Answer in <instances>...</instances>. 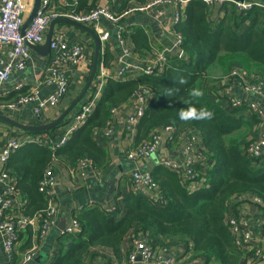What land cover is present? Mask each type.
Instances as JSON below:
<instances>
[{"label":"trees","instance_id":"obj_1","mask_svg":"<svg viewBox=\"0 0 264 264\" xmlns=\"http://www.w3.org/2000/svg\"><path fill=\"white\" fill-rule=\"evenodd\" d=\"M57 1L54 2L56 5ZM65 1L64 8L59 11L82 14L95 9L99 0ZM110 1L112 12L122 17L133 6L139 7L151 0ZM182 1L186 2L184 19L175 24L174 31L181 36L180 49L191 58L189 61L178 63L161 75H132L134 77L124 82L106 79L93 113L71 134L62 148L51 151L49 145L22 147L11 156L3 171L11 179L13 188L26 200L19 213L33 218L47 206L38 188L48 168L56 162L55 159L67 166H74L81 159L91 160L97 168L107 165L108 154L96 141L94 133L114 124L111 111L126 103L140 88L148 89L152 99L139 119L135 146L149 139L159 127L193 129L212 161L211 171L205 181L197 182L192 189L187 190L176 174L161 166L152 167L149 172L162 194L163 207L128 192L112 213L98 208L80 212L75 216L80 229L72 236H61L63 240L52 258V264H85L89 250L93 247L111 249L121 258L120 246L126 237L142 234L150 235V245L191 243L193 256L204 258L203 264H245L241 263L243 257L234 248L224 216L236 194L251 192L264 199V158L252 161L244 157L242 145L247 141L253 125L248 119L236 118L214 105L203 84L220 54L238 56L241 62L237 66L248 72L251 71L247 65L258 70L262 68L260 72H264V10L255 7L244 14L232 2L215 7L201 0ZM212 12L222 13V19L210 21ZM132 43L137 47H147L146 37L141 33L132 36ZM112 59L113 55L107 48L104 64ZM178 77H184L187 83L177 84L174 78ZM192 89L202 90L203 97L193 98L190 95ZM166 91H170L172 96L166 95ZM16 97L17 94H13L0 99V103H9ZM188 104L209 109L214 113V118L210 121L182 122L177 110ZM242 119L248 123L244 124ZM66 123L64 119L55 128L29 132L28 135H53ZM242 123L247 133L238 141L232 135L240 132ZM63 241L67 243L66 246Z\"/></svg>","mask_w":264,"mask_h":264},{"label":"built area","instance_id":"obj_2","mask_svg":"<svg viewBox=\"0 0 264 264\" xmlns=\"http://www.w3.org/2000/svg\"><path fill=\"white\" fill-rule=\"evenodd\" d=\"M173 0H151L142 6H133L122 17L135 13H144L151 7L170 3ZM182 1V0H178ZM205 4H225L232 2L235 8L246 14L253 8L258 7L264 10V6L256 5L252 2L238 0H201ZM185 2V1H183ZM65 0L57 6L53 0H41L40 9L35 13L28 28L21 33L31 9L24 0H0V87L9 80L15 72H22L26 68L27 44L39 45L44 42L49 24L54 19H67L74 23L90 27L97 35L100 46L103 47L109 41V31L101 29V21L104 19L116 26L120 39L124 36L125 30L119 26L122 17H117L110 8L96 7L93 10L82 14H73L69 11H59L64 8ZM176 20H181V14L176 13ZM176 22V23H177ZM55 29V28H54ZM176 36L175 52L172 54L167 50L152 51L148 66L139 68L133 65L123 67L111 78L117 82L127 80L129 73L135 75H161L173 68L176 64L187 62L191 58L181 51L182 38ZM49 48L52 57L48 65V74L43 79V83L53 84L55 90L50 97L43 100L37 98V88L26 89L23 81L15 87L17 97L9 103H0V111L5 108L17 109L25 105L34 103L33 111L39 115L47 106L56 105L64 96L67 87L71 82L69 69L77 67L83 70L84 75L81 82L84 84L90 72V62L84 55L83 44L69 45L61 31H53ZM102 67L103 63L101 64ZM104 73H97L92 86L91 93L86 101L82 102L75 113H71L66 118L67 123L55 134L31 135L26 139H8L0 151V162L6 165L19 149L28 145L41 147L50 146L52 151L62 148L71 134L86 121L97 105L104 89ZM220 90L214 89V85L206 92L212 103L227 113L233 114L236 118L248 119L253 125V130L248 135L249 138L242 145L243 155L246 159L256 161L264 158V80L261 77L250 74L246 69L233 65L229 71L219 78ZM242 94V95H240ZM152 99V94L146 88H140L126 103L134 108L131 115L121 123H114L101 132L111 136L118 125L122 129L124 136L121 139L124 145L123 157L133 165V169L128 173V190L136 195L156 203L163 207V197L158 190V185L154 181L149 171L141 172L136 167L137 160H148L152 156H157L164 136H167V145L184 144L183 153L185 159L182 162L164 160L159 165L176 176L186 185L187 190L194 187L197 182L205 181L206 175L211 171L212 161L208 158L206 151L199 137L193 129L179 130L174 126L156 128L149 139L135 146L136 131L140 117L143 115L147 105ZM125 103V104H126ZM114 110V109H113ZM111 111V115L112 112ZM247 136V137H248ZM58 165V159H55ZM3 166V167H4ZM65 170L70 180L71 187H79L85 178V171L91 170L95 173L99 169L89 159H81L74 166L59 165ZM4 170V169H3ZM0 171V239L7 257L6 264H16V244L19 241V234L26 226L37 227L40 237L45 236L48 231L56 226V195L55 186L58 183L54 177L55 165L48 168L44 179L40 182L38 191L43 194L47 201L46 208L28 218L19 212L26 203L11 182L6 183L8 175ZM248 203L260 210V216L251 219L241 212V205ZM115 210V209H114ZM114 210L106 211L112 213ZM76 216V215H75ZM72 217L70 223L61 232L62 236H72L80 229L79 222ZM224 223L231 235L234 248L242 255L241 263L264 264V199L251 192L236 194L229 203L224 216ZM131 244L134 248L127 255L126 264H136V259L140 256L141 264H191L190 253L192 247H188L182 257L173 260L168 256H157L149 245L148 235H132ZM34 256V249L31 248L21 254L18 264H28Z\"/></svg>","mask_w":264,"mask_h":264},{"label":"crops","instance_id":"obj_3","mask_svg":"<svg viewBox=\"0 0 264 264\" xmlns=\"http://www.w3.org/2000/svg\"><path fill=\"white\" fill-rule=\"evenodd\" d=\"M33 1L34 0H24V2L28 4L29 9H31ZM61 1L62 0L57 1V6L60 5ZM244 1L264 6V0ZM54 2L55 0H53V3ZM185 5L186 2L173 0L170 3L155 5L144 13H135L125 16L121 22H119V26L123 27L125 30L124 36L121 39L116 26L103 19L101 21V29L108 30L110 36L108 39L109 42L103 47H101L103 44L100 46L98 59L99 64L97 65L96 74L104 73L103 78L105 80L112 79V75L117 74L127 65L146 68L152 51H161L165 49L173 54L175 52L176 45V33L174 31V26L177 22L176 13L181 14V20L179 22H182L184 19ZM207 5H216L215 7H217V5L221 6V4L217 3ZM96 6L103 8L106 7L112 10L110 0H99ZM222 17V13L212 12L210 21H219ZM54 30L61 31L69 45L83 44L84 55L90 62L91 68L94 54V43L90 35L75 26L66 24L56 25ZM138 33H141L146 37L147 47H137L132 43V36H135ZM44 43L45 40L39 45H43ZM107 48L109 52L112 53L113 59L108 64H104L105 50ZM27 55L28 57L26 60L25 70L13 73L9 80L0 87V99L17 94L15 92V87L21 81H23L26 89L36 87L38 93L37 98L40 100L50 97L53 94L55 86L53 84L42 82L48 74L47 69L52 57L51 50L49 53L41 55L28 47ZM102 63L105 67L101 66ZM69 74L71 82L68 85L64 96H62L56 105L45 107L39 115H36L33 111L35 106L34 103L17 109L5 108L0 111V114L21 125L38 126L55 121L78 97L88 80V78H86L84 84L81 82V79H84V72L82 69L77 67H71L69 69ZM129 74L131 75V73ZM132 77L134 76H131L130 79ZM210 87L211 86L207 87L206 91ZM214 89H221L219 79L215 82ZM89 93H91V89H89ZM71 98L74 100L68 104ZM84 101H86V99H84ZM84 101H81L79 104ZM78 105L72 110H75L73 113L79 109ZM133 108L134 107L128 103H124L120 107L115 108L111 115L112 122H123L129 117V115H131ZM242 121L244 124L248 123L247 120L242 119ZM243 123L241 124V129L246 130V126ZM114 129L115 131L111 136H107L101 131L94 133L96 141H98L99 145L108 154L109 162L106 166L98 167V173L86 170L85 178L81 186L71 187L70 180L65 170L59 166L60 163L58 165L54 163L56 167L54 177L58 181L55 186L57 208L56 226L48 231V233L43 237L38 235V232L36 231L38 229L37 227L26 226L20 232L19 241L16 244V264H18L21 254L31 248L34 249V256L28 264H52V258L55 257L60 247L59 244L62 243L63 240L61 232L67 227L73 216L78 215L86 209L92 208H98L104 212L114 210L118 206L120 202L119 200L130 192L128 190V173L134 167L123 157L124 145L121 139L123 138L124 133L122 129L119 124L115 125ZM241 129L240 131H242ZM28 133L29 132L17 130L10 123L0 121V151L8 139H26L29 136ZM166 138L167 136H164L163 140H165V145L161 146L156 157L152 156V158L148 160H137L136 167L138 170L141 172L150 171L152 167H156L164 160L182 162L185 159V155L183 153L184 144L167 145ZM3 166L4 165L0 162V171L4 169ZM5 182H11V179L8 177ZM2 187L3 185L0 183V189ZM241 212L245 214L244 216L251 219H254L255 216H262L257 207L249 205L248 203H243L241 205ZM130 237L131 236L126 237L120 246L121 258H118L111 249L93 247L89 250L90 252L85 264H126L125 259H127V255L134 250ZM148 238L150 241V235H148ZM63 243L64 246L67 245L65 241H63ZM150 247L155 255H165L173 260H176L182 257L183 252L188 247H191V243L177 242L171 244L165 242L164 244L157 243L156 245H150ZM193 255L194 253L191 252V264L204 263V258H196ZM6 263L7 257L0 239V264Z\"/></svg>","mask_w":264,"mask_h":264},{"label":"water","instance_id":"obj_4","mask_svg":"<svg viewBox=\"0 0 264 264\" xmlns=\"http://www.w3.org/2000/svg\"><path fill=\"white\" fill-rule=\"evenodd\" d=\"M238 1L241 2L243 0H238ZM40 5H41V0H34L33 1L32 9H31V11H30V13H29L24 25L21 28V33L22 34L28 28L29 24L31 23V21H32L34 15H35V13L40 9ZM59 24L60 25L61 24H66V25L75 26V27L81 29L82 31H84L85 33H87L88 35H90V37L92 38L93 43H94V54H93V61H92V65H91V68H90V73H89V76H88V80H87L85 86L83 87L82 91L78 95V97L63 111V113L55 121H53L51 123H48V124H45V125H38V126L21 125V124H19L17 122H14V121L8 119L6 116L0 114V121L6 122V123H10L17 130L26 131V132H44V131L49 130L52 127H55V126L59 125L68 116V114L81 101H83V99L85 98V96L87 94V91L92 86L93 79H94V77L96 75V70H97V65H98L100 43L98 41L96 33L90 27L74 23V22L69 21L67 19H54L49 24L48 31H47V34H46V37H45V43L43 45H30V44H27V46L31 50L36 51V52L40 53L41 55H45L46 53H49L50 52L49 43H50V40H51L52 33L54 31L55 26L59 25ZM136 264H141L140 256L137 257Z\"/></svg>","mask_w":264,"mask_h":264},{"label":"rangeland","instance_id":"obj_5","mask_svg":"<svg viewBox=\"0 0 264 264\" xmlns=\"http://www.w3.org/2000/svg\"><path fill=\"white\" fill-rule=\"evenodd\" d=\"M233 59L229 65H227V63H229V61ZM238 62H241V60L238 59V56H231V55H225V54H220L219 58L217 59L215 65L212 66V68L208 71L207 77L204 80V88H207L209 86H211L209 89H211L213 87V85L215 84V82L221 77L223 76L224 72L226 71V69L231 65H239ZM227 65V66H226ZM230 66V67H231ZM248 67V70L251 71L249 72L252 75H256L258 77L263 78L264 76L262 74H264V72H260V70H262V68H259L260 70H258L256 67ZM259 72V73H258ZM261 74V75H260ZM89 96V90L87 91V94L85 96L84 99H87V97ZM80 106V104L78 105ZM242 131L237 132L235 134L232 135V137H234L235 139H237L238 141H240L242 139V137L247 133L246 130L241 129ZM249 138V136L247 137V139ZM165 145V140H163L161 142V146ZM125 262H127V259L125 260Z\"/></svg>","mask_w":264,"mask_h":264},{"label":"clouds","instance_id":"obj_6","mask_svg":"<svg viewBox=\"0 0 264 264\" xmlns=\"http://www.w3.org/2000/svg\"><path fill=\"white\" fill-rule=\"evenodd\" d=\"M132 75H135V73H131V75L128 74L127 80H129L130 76H132ZM127 80H125V81H127ZM174 80H175V82L177 84H180V85H184V84L187 83V80L184 77L174 78ZM104 82H105V79H104ZM165 93L168 96H172V93L170 91H166ZM190 95L193 98H200V97H203L204 93L200 89H192L190 91ZM83 101H84V99H83ZM185 103H187V102H185ZM170 106L174 107V105H170ZM74 111H72V112H74ZM72 112H70L69 114H71ZM177 115H178L179 119L182 122H184V123H192V122H199V121H210V120H212L214 118V113L212 111H210L209 109H207V108H197V107H195V106H193L191 104H188L185 107L179 108L177 110Z\"/></svg>","mask_w":264,"mask_h":264}]
</instances>
